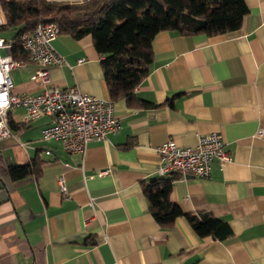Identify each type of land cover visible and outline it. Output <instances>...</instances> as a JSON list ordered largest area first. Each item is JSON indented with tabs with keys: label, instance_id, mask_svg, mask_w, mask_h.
<instances>
[{
	"label": "crops",
	"instance_id": "0c3cea01",
	"mask_svg": "<svg viewBox=\"0 0 264 264\" xmlns=\"http://www.w3.org/2000/svg\"><path fill=\"white\" fill-rule=\"evenodd\" d=\"M244 2L248 13L232 33H157L134 98L112 101L118 131L82 152L41 138L49 116L25 124L22 108L9 110L12 137L0 142V264H264V0ZM13 34L0 37L11 45ZM53 46L67 64L47 68L52 86L111 101L90 38L58 35ZM0 54L12 56L11 46ZM39 67L27 60L12 69V92L39 93L31 80ZM212 132L223 135L231 159H215L208 178L174 180L169 201L225 220L224 240L199 238L184 218L161 227L140 186L161 177L157 146L193 147ZM34 162L39 175L8 177L9 166Z\"/></svg>",
	"mask_w": 264,
	"mask_h": 264
},
{
	"label": "trees",
	"instance_id": "16d2710c",
	"mask_svg": "<svg viewBox=\"0 0 264 264\" xmlns=\"http://www.w3.org/2000/svg\"><path fill=\"white\" fill-rule=\"evenodd\" d=\"M5 23L0 32H13L11 53L14 60L26 62L19 37L45 19L59 25V35L78 41L90 38L100 64L111 101L134 98V90L148 75L153 61L152 40L161 31L181 36L213 37L237 31L248 13L244 0H86L66 4L47 0H0ZM6 40V39H5ZM139 105L151 104L140 101ZM25 125V124H24ZM8 126L14 128L8 113ZM30 167L11 165L12 181L39 175L36 162ZM167 175L141 181L149 211L163 228L184 218L199 238L224 240L231 231L227 222L208 213H184L169 201L172 182Z\"/></svg>",
	"mask_w": 264,
	"mask_h": 264
},
{
	"label": "built area",
	"instance_id": "2783aa9c",
	"mask_svg": "<svg viewBox=\"0 0 264 264\" xmlns=\"http://www.w3.org/2000/svg\"><path fill=\"white\" fill-rule=\"evenodd\" d=\"M57 1L59 0L54 2ZM63 1L66 4H75L86 0ZM2 17L0 7V24ZM59 32L56 22L40 21L34 29L19 37L27 59L40 66L31 76L32 81L42 85L37 94L12 92L9 72L22 66L23 62L14 60L11 55L0 54V142L12 137L8 126V112L11 108L24 110L25 124L41 116H49L51 124L41 131V138L60 141L67 152H82L88 143L103 141L108 135L118 131L119 123L112 101L82 93L75 86L61 89L50 83L47 68L67 64L53 46ZM10 46L0 37V50ZM84 61L85 59L80 58L77 63ZM258 135H264V131L260 130ZM155 151L158 156L159 175H174V180L187 176L208 178L215 159L222 164L231 159L225 148L223 135L219 132L199 135L193 147L179 146L173 140H167L157 146ZM104 173L106 171H101L99 175ZM59 183L61 189H64L62 176L59 177ZM94 218L95 215H92L88 221Z\"/></svg>",
	"mask_w": 264,
	"mask_h": 264
},
{
	"label": "water",
	"instance_id": "95a60500",
	"mask_svg": "<svg viewBox=\"0 0 264 264\" xmlns=\"http://www.w3.org/2000/svg\"><path fill=\"white\" fill-rule=\"evenodd\" d=\"M44 22H47V23H49V22H54V20L53 19H45V20H43Z\"/></svg>",
	"mask_w": 264,
	"mask_h": 264
},
{
	"label": "rangeland",
	"instance_id": "374dc122",
	"mask_svg": "<svg viewBox=\"0 0 264 264\" xmlns=\"http://www.w3.org/2000/svg\"><path fill=\"white\" fill-rule=\"evenodd\" d=\"M57 3H65L63 0H59L57 1Z\"/></svg>",
	"mask_w": 264,
	"mask_h": 264
}]
</instances>
